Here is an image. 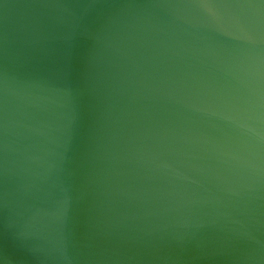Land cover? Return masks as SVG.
<instances>
[{
    "label": "water",
    "instance_id": "1",
    "mask_svg": "<svg viewBox=\"0 0 264 264\" xmlns=\"http://www.w3.org/2000/svg\"><path fill=\"white\" fill-rule=\"evenodd\" d=\"M0 264H264V0H0Z\"/></svg>",
    "mask_w": 264,
    "mask_h": 264
}]
</instances>
